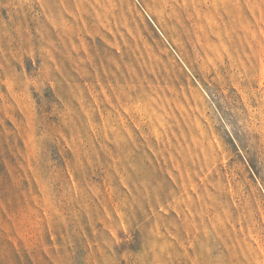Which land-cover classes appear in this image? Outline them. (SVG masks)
I'll use <instances>...</instances> for the list:
<instances>
[{
	"label": "rangeland",
	"instance_id": "1",
	"mask_svg": "<svg viewBox=\"0 0 264 264\" xmlns=\"http://www.w3.org/2000/svg\"><path fill=\"white\" fill-rule=\"evenodd\" d=\"M0 264H264V0H0Z\"/></svg>",
	"mask_w": 264,
	"mask_h": 264
}]
</instances>
